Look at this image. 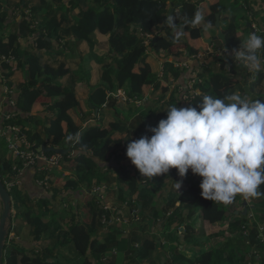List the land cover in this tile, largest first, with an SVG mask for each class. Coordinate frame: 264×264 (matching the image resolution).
I'll return each instance as SVG.
<instances>
[{
  "label": "trees",
  "instance_id": "trees-1",
  "mask_svg": "<svg viewBox=\"0 0 264 264\" xmlns=\"http://www.w3.org/2000/svg\"><path fill=\"white\" fill-rule=\"evenodd\" d=\"M198 1L0 0V68L9 72L5 75L8 78L12 66L6 63V59L13 58L21 61L26 75V80L18 85L15 107H11L8 100L5 101L6 108H14L13 117L7 120L3 117L0 126L4 130L6 126L20 128L19 135L24 136L32 150L46 147L48 143L57 148L67 146L73 151L64 156L59 155V165L70 170V179L66 177L60 190L57 185L49 189L47 184L52 185L50 180L48 183L42 182L40 188L45 191L46 196L35 199L27 194L18 178L24 163L11 159L0 145V180L10 181L9 194L14 198V224L9 235L16 230V226L22 227V237L17 240L9 238L5 246V264H143L160 247V243L150 239L146 231L149 223L157 222L159 207L156 197L168 181H172L174 190L170 191L168 202L162 204L164 217L173 210L167 220L174 218L178 222L179 228L183 230V237L171 236L170 242L176 245L175 255H168L165 260L167 263L163 264H242L246 263L247 254L254 259L256 253L263 259L264 231L261 233L259 227L264 226V196L251 198L254 202L251 210L253 219H249L248 206L245 215L240 212L233 217L229 215L227 205L202 197L199 187L202 178L199 176L187 173L181 178L177 176V169L173 168L166 175L142 177L126 156L127 144L133 137L139 139L144 135L151 136L147 130L166 118V111L170 106L196 107L202 94L216 98L238 94L250 99H261L253 96L249 83L253 81V76L255 79H263L264 71L249 72L247 67L235 63L230 52L216 58L214 65L205 68V72L186 76L189 80H197L198 93L187 90L181 95L177 91L180 87L175 82L190 71L175 68L173 63L166 60L162 63V70H157L152 56L163 54L168 57L172 54L173 49L177 48L176 31L189 29L197 15ZM12 7L20 10V19L16 16L8 17L9 12L14 13L13 10L9 11ZM215 21L216 14L210 11L205 23L214 27ZM8 23H18V26L15 31L4 35ZM237 32L236 22L231 19L224 34L226 45L232 50H238L241 46ZM196 34L197 32L191 31L193 38ZM98 36L107 39L105 53L97 49ZM19 39H32L37 44V51L43 52L50 47L56 51L52 57L60 59L53 60L54 64L57 63L55 66L42 63L40 56H28L25 53ZM147 41L148 46L145 45ZM71 46L87 49V52L80 54L77 67L81 69L73 73L74 68L70 67L73 60H66L63 49ZM185 50L190 56L193 53L190 47ZM179 51L181 52L180 49ZM85 55H88L87 59H84ZM261 55L264 59V53ZM196 67L197 65L193 70ZM69 75V86L60 85L59 81ZM170 79H173V87L166 99L164 95L170 88ZM95 80L97 81L93 83ZM78 85L90 90L86 98L88 113H83L81 108V100L76 94ZM8 87H11L10 82ZM148 89L151 96H156V100L146 98ZM116 90L123 91L125 102L121 103L112 96V92ZM42 98L43 102L49 103L46 113L52 112V117L48 124L43 125L44 132L36 131V124H30L27 129L25 124L37 119L33 108ZM130 102H142L143 106L135 118L127 121L132 118L133 112L128 109V115L125 116L122 109ZM95 110L96 118L93 116ZM110 115H113L114 120L107 118ZM104 116L105 125L100 127ZM77 132L80 133L78 141L75 138L67 140L70 135L75 137ZM14 135L18 137V134ZM44 154L48 157L54 155ZM37 169L36 166L35 170ZM45 175L46 173H36V180L42 181ZM103 180L106 183H117V203L126 201L128 205L134 203L137 207L136 214L140 215V219L130 237H124L114 227L103 225V216L109 219L110 212L103 211L92 203V199H96L92 181L99 188ZM176 182L181 183L179 190ZM104 190L114 194L107 187ZM260 191L264 192V185H261ZM86 195L90 199L86 204L90 214L88 223L81 219V208L69 205L75 198H85ZM238 197L243 200L241 196ZM66 204L68 209L61 216L57 208ZM197 215L203 224L206 244L211 245L205 248L206 251L202 250L203 247L194 237L196 230L192 219ZM128 216L133 217L130 213ZM240 216H246L249 221L246 218L239 220ZM141 223L143 226L140 227ZM220 237L224 238V246L211 243ZM243 241L246 246L249 245V251L236 254ZM228 246L236 247L237 250L232 253L222 252ZM188 247L199 250L189 253L186 252ZM113 248L116 252L105 257ZM251 248L255 250V254L249 253ZM213 249L220 253L214 255Z\"/></svg>",
  "mask_w": 264,
  "mask_h": 264
},
{
  "label": "clouds",
  "instance_id": "clouds-1",
  "mask_svg": "<svg viewBox=\"0 0 264 264\" xmlns=\"http://www.w3.org/2000/svg\"><path fill=\"white\" fill-rule=\"evenodd\" d=\"M197 20L201 17L197 14ZM264 36L252 33L232 55L254 73L264 71ZM166 118L127 144L126 156L142 177L177 169L184 178L199 176L205 200L231 205L264 196V100L238 94H202L196 107L170 106ZM80 133L74 138L78 141ZM177 188L181 183L176 182Z\"/></svg>",
  "mask_w": 264,
  "mask_h": 264
},
{
  "label": "crops",
  "instance_id": "crops-1",
  "mask_svg": "<svg viewBox=\"0 0 264 264\" xmlns=\"http://www.w3.org/2000/svg\"><path fill=\"white\" fill-rule=\"evenodd\" d=\"M196 8H198L197 14L200 15L201 19L200 20H197L196 18L193 19L195 23L192 22L191 26L189 27L187 31H184V29H180L176 31V38L178 40L177 48L173 49L172 54H170L168 57H163V58H161L160 55L158 57L152 56L153 62L155 63V66L158 71L162 70V63H164L165 60L173 63L175 68H180L181 70L184 69V71H187V72L190 71L189 73H184L183 76L177 82H175V85H177V83L179 84L180 88L177 91L180 92L181 95H183L185 91H187L189 88H190L189 91L191 92V90L195 87V85H192L191 87L190 82L193 84H196L197 82V80L196 81L189 80L190 78L186 77L188 74L189 76L190 74H193L194 76L198 74L199 72H205V68L212 67L214 65L216 58L225 56L227 54L225 52H230L231 54L233 52V51L232 52L227 51L225 49V46L218 40L212 41L211 45L207 44L206 41L212 40L217 35V30H218L215 28V26L211 27L205 23V18L209 15L210 11H212L213 13L219 16V29L222 31V33H224V30L227 28L230 20L234 19V22H236V27L238 29L236 36L241 39L240 48L243 47V45L245 44L250 34L256 33L257 35L264 36V0H205L202 2H200L199 0L198 2H196ZM8 17L13 18L15 17V15L14 13L11 14V12H9ZM16 17L20 19L19 15ZM8 24L9 26L7 27V30L4 32V35L10 33L12 28L18 26V23H8ZM172 25L174 26V24ZM176 27L177 25H175V28ZM191 31L197 32L194 38L191 36ZM97 39H98V46H97L98 51L100 50L101 53H105L106 40H107L106 37L98 36ZM18 42L21 44L22 48L24 49L25 53L28 56L32 54H36L40 56V61L42 63H45V64L48 63L50 65H53L54 59H60V58H52V56L54 55L53 53H55L56 51L51 50L50 47H47V49L43 50V52L37 51V48H36L37 44L34 43L32 39L30 40L19 39ZM63 47H65V45H63ZM188 47L193 49V53L191 54V56L189 52L185 50ZM63 49L66 53V60L70 62H72L71 60H73L72 64L70 65L71 68H74V71H72V73L77 71L78 69H81L77 67V64L80 58V54H82L83 52H87V49H85L82 46H71L70 48H63ZM179 49L181 50V52L179 51ZM72 50L76 53L75 58L68 56V53L71 52ZM87 58H88V55H85L84 59H87ZM6 63L11 65L12 69H11V75L7 78L5 77V75L8 72L0 68V111L2 112V114L13 115L12 113H13L14 108H10V109L6 108L5 101L11 100L12 102L15 103L14 100H15V96L18 91V85L22 84L23 81L26 80V75L24 73L23 67L21 66L22 64L20 60H15L13 58L7 59ZM196 65L197 67L195 68V70H193L194 66ZM216 65L218 66V63ZM92 68H94V66H92ZM249 72L251 71L249 70ZM70 77L71 75L59 81L60 85L69 86ZM252 79L253 81L249 83V86L251 87V93L253 94L254 97H261V100H264V78L259 80V78L255 79L253 76ZM3 81H5L4 84H3ZM96 81L97 80H95L93 83H95ZM9 82L11 83V89H13L12 90L13 91L12 94H14L13 98L4 97L3 86L6 84L8 87ZM168 86L170 88L167 94L172 91L173 79L169 80ZM89 91L90 90L82 87L81 85H78L76 88V94L78 98L81 100V108L84 111L83 113H88V109L86 108V98H87ZM151 91H152V88H151ZM197 91L192 90L193 93H198ZM147 95L151 96L150 89L147 90ZM151 97H156V96L152 95ZM43 100L44 99L42 98L38 103H35L34 108H33V113L35 114V116H37V119L36 120L33 119L34 121H31V122H27L25 124L27 129L30 124L31 126L33 124H36L35 126L37 128L36 130L40 131L41 128H43L46 124H48L47 122L49 121L50 117H52V112L48 114L46 113V108L49 103L43 102ZM10 106L12 107V105ZM142 106H143L142 102L140 103L139 106H137L140 111L142 109ZM13 107H15V105ZM140 111L133 108L132 109L133 114H132L131 119L135 118L138 115L137 112H140ZM93 113H94L93 114L94 117L97 116V111L96 112L94 111ZM78 114L81 116L80 112H78ZM107 117L110 121L114 120L113 115H110ZM0 123H2V121H0ZM39 126H41L40 129H38ZM5 128H7L4 131V135L6 138L0 137V145H2L1 149L6 153V155L11 157V155L6 149L5 139L9 137L14 138L16 136L14 135V133L20 136L19 135L20 128H18L19 131H15L14 130L15 127L11 128L9 126H6ZM12 132L14 133L12 134ZM60 149H70V152L72 151V149L67 146H64ZM129 162L131 163L130 160ZM36 166L38 168H44V165L41 162H37L35 166H31V167L23 166V168L19 170V174H18L19 181L23 183V187L26 188L27 194L30 197L35 198V199L40 198L42 196H46L45 191L42 188H40L39 180H36V170H35ZM54 169H55L54 172L56 173L61 172L62 175L64 176L71 174V172H69L70 170L68 171V169L62 168V164H60L57 168H54ZM79 199L82 200L81 203L83 204L80 210L81 219L84 223H88L90 221V214H89V208L86 206V204L88 201H90L89 196H86L85 198L84 197L75 198V202L78 201ZM251 201H249V199H243V200L241 199L239 201L241 203V206L239 207L237 205L233 209V211H235V215L240 212L242 213V215H244L243 210L244 208H246V206H248V208L250 209V214L248 216H251L252 215L251 210L253 209V205L251 204ZM244 202L246 204H244ZM252 219H253V215H252ZM19 238H20V235L19 237L14 238V239L17 240ZM217 239L220 240L219 243H221V241L224 240V238L222 237L216 238L212 240V244ZM24 244L25 246L30 247L26 243ZM220 245L222 246V243ZM249 253L255 254L256 252L253 249ZM246 256H247L246 263H242V264H264L263 262L264 255L262 259L263 261L261 260V257L257 255V253L254 259H251L249 254H247Z\"/></svg>",
  "mask_w": 264,
  "mask_h": 264
},
{
  "label": "rangeland",
  "instance_id": "rangeland-1",
  "mask_svg": "<svg viewBox=\"0 0 264 264\" xmlns=\"http://www.w3.org/2000/svg\"><path fill=\"white\" fill-rule=\"evenodd\" d=\"M11 10H13L14 11V15L15 16H18L19 14H20V10L19 9H17V8H10L9 9V11H11ZM28 11V10H27ZM25 12V13H28V12ZM15 29H16V27H14V28H12L11 29V31H15ZM145 45H147L148 46V41L147 42H145ZM75 55H76V53L72 50L71 52H69L68 53V56L69 57H72V58H75ZM160 57L161 58H163V57H165L163 54H161L160 55ZM52 58H54V57H52ZM55 64H57L56 62H55ZM55 64H54V62H53V65L55 66ZM65 70H68L67 68H65ZM9 73V72H8ZM194 81H196V80H194ZM5 83V81H3V84ZM197 83V82H196ZM190 84H191V87H192V85H195V87L192 89V90H194V91H197V87H196V84H193V83H191L190 82ZM171 85V84H170ZM169 85V86H170ZM168 86V87H169ZM166 87V86H165ZM171 87V86H170ZM173 87V86H172ZM249 88H250V86H249ZM168 89V88H167ZM13 89H11V87H10V89L7 87V85L5 84L4 86H3V92H4V97H11V95H12V93H13V91H12ZM188 90H190V88L188 89ZM191 90V91H192ZM167 92H168V90H167ZM159 93H160V91H158V93H157V95H159ZM112 96L113 97H115V99H117L119 102H121V103H123V102H125V100H124V94H123V91H118V90H116V91H114V92H112ZM165 96V98L166 99H168L169 98V96H170V92L167 94H165L164 95ZM151 96L150 95H147L146 96V98L148 99V100H156V97H154V98H150ZM183 97H185V96H182V98ZM11 105H12V107L15 105V103L14 102H11ZM140 105V103H131L130 102V104H127L126 105V107L124 108V109H122L123 111H125V113H124V115L125 116H127L128 114L126 113V111L128 110V109H130V110H132L133 108H135V109H137V110H139V108L137 107V106H139ZM132 108V109H131ZM97 110H95V112H96ZM2 112L0 111V121H2V120H4V118H3V116H2V114H1ZM4 115V117L6 118V119H9V118H12L13 117V115H9V114H3ZM102 115V114H101ZM100 116V115H99ZM94 118H96V116L94 117ZM108 118V117H107ZM104 119H106V116H104L103 117V119H102V123H101V125H100V127L101 126H104L105 125V121H104ZM127 119V118H126ZM130 120H132L131 118H128L127 119V121H130ZM95 122H97V121H95ZM40 127L41 126H39V128L38 129H40ZM0 128H1V130H2V132L0 131V137H2V138H4L5 137V135H4V129H3V127H1L0 126ZM7 129V128H6ZM14 130L15 131H19V129H18V127H15L14 128ZM34 130V129H33ZM35 131V130H34ZM36 131H38V130H36ZM40 131H42V132H44V129L43 128H41L40 129ZM23 137V136H22ZM6 138V137H5ZM136 138L135 137H133V140H135ZM14 140H15V138H11V137H9V138H7V139H5V145H6V149H7V151L9 152V150L8 149H10V144H12V143H14ZM22 141H24L27 145H28V147H30V149L32 150V146L31 145H29L28 143H27V141L25 140V138L23 137V139H21V140H19V143H21ZM17 145H18V143L17 142H15ZM46 147H50V145L47 143V145H46ZM25 148H26V146H24L23 145V149L25 150ZM39 149V148H38ZM41 150V149H40ZM40 150L38 151L39 153H40ZM42 151V150H41ZM13 154V153H12ZM11 154V159H18V160H20L19 159V157L18 158H16L17 156L15 155V154H13L12 155ZM33 157V156H32ZM20 161H22V162H24L23 160H20ZM32 166V165H31ZM59 166V165H58ZM58 166H56V167H44V168H38L37 170H36V173H37V175L38 174H41V173H46V175L44 176V178L42 179V181H39V184H41L42 182H47L48 183V181L50 180L51 182H52V185H50V184H47V187L49 188V189H53L56 185H57V187H58V190H60V189H62V183H63V181H65L66 180V177H68V179H70L69 177H71V175L69 174V175H62V173L60 172V173H56V172H54L55 171V169L54 168H57ZM69 171V170H68ZM70 172V171H69ZM191 174V170H189V172H188V174ZM60 175V176H59ZM112 177H115V176H113V175H111ZM177 176H178V174H177ZM178 179H179V177H178ZM17 183V182H16ZM94 183H95V181H92V184H93V187L92 188H94V189H92V191L94 192V193H96L95 195H96V199H92V203L94 204V206L95 207H100V208H102L103 209V211H109L110 212V218L109 219H107L106 220V226L107 227H114V228H116L117 230H118V232H121V234L124 236V237H130V236H132L133 235V231H135L136 230V228L135 227H137V224L139 223V219H140V215L138 214V216H137V211L138 210H136V205L133 203V204H131V205H128L127 204V202L126 201H122V203H117L116 202V192L119 190V188H118V190H117V183L115 182V183H113V181L111 182V183H109V182H107L106 183V181L105 180H103V182L101 183V185H100V187L98 188L96 185H94ZM49 185V186H48ZM47 187H46V189H47ZM106 187L109 189V190H112V191H114V194H111V192H108V193H106L105 192V190L104 189H106ZM101 188V189H100ZM178 189V188H177ZM99 190H100V193H98L99 192ZM171 190H174V188H173V183H172V181H168V182H166L164 185H163V187H162V191L159 193V195H157V197H156V203H157V207H159V215H158V218H157V222L154 224L153 222H151V223H149L148 224V229H147V231H146V235H148V237L150 238V239H152V240H156L158 243H160V247L158 246L151 254H150V256L148 257V259L147 260H145L144 261V263L143 264H163V263H167L165 260H166V258H168V255H171L172 257L175 255V252H174V250H175V247H176V245L174 244V243H171L170 241H172L171 239V236L173 235V237L175 236V235H177L178 237H180V238H182L183 237V230H182V228L180 227L179 228V224H178V222H176L175 221V219L173 218V219H168L167 220V218H169L170 216H171V214H172V212H173V210H170L169 211V213H167V215L164 217V212H163V209H162V204H164L165 205V203H167L168 202V200L170 199V191ZM175 190H176V188H175ZM179 190V189H178ZM87 195L89 194V193H86ZM86 195V196H87ZM90 195V194H89ZM135 197V196H134ZM12 198V197H11ZM241 199H239V197L237 196L236 198H235V200H234V202L231 204V205H227L226 206V208H227V210H228V212H229V215L231 214L233 217H236V215H235V211H233V209H234V207L235 206H241V203L239 202ZM253 200V199H252ZM14 198H12V206H13V204H14ZM81 199H79L78 201H72L69 205L72 207V206H74V205H76V209H80L81 208V206L83 205L82 203H81ZM249 201H251V198H249ZM251 204L253 205L254 204V202L253 201H251ZM247 207V206H246ZM12 209H13V207H12ZM68 209V204H66L65 206H59L58 208H57V210H58V212L60 213V215L61 216H64V214H65V211ZM56 210V211H57ZM247 210V209H246ZM16 211V210H15ZM12 212H13V210H12ZM249 212H250V209H249ZM128 213H130L131 215H133V217L132 218H130L129 216H128ZM134 214H135V216H134ZM250 214V213H249ZM199 215V214H198ZM195 216L192 220L194 221V228H195V230H196V233H195V235H194V237H195V240H196V242H198L199 244H200V246L201 247H203V251H206V249L205 248H207L208 246H211L210 244L209 245H207L206 243H207V241H205V239H206V237L204 236V234H203V227H202V223H201V221H200V218H199V216ZM50 215L48 214V217H49ZM246 218V216H240L239 217V220H241V219H245ZM62 219V218H61ZM249 219H252V218H249ZM47 221H49V220H47ZM246 221L248 222L249 220H247V218H246ZM175 222H176V225H175ZM14 224V223H13ZM141 225L143 226V224L141 223L140 224V227H141ZM63 227H66L65 225H63ZM16 228V230L15 231H13V233H11V235H10V238L11 239H13V238H17V237H19V235H20V231H21V229H22V227L20 226V225H18V226H16L15 227ZM23 231H25V230H23ZM264 231V230H263ZM262 233V232H261ZM25 233H23V235H24ZM180 236H179V235ZM21 237H22V233H21V235H20ZM202 236H204L205 238H202ZM121 237V236H120ZM171 238V239H170ZM101 242H103V240H101ZM220 242V240L219 239H217V240H215L214 242H213V244H217V245H220L221 243H222V245L224 246L225 244H223L224 243V240H222L221 241V243H219ZM180 243H182V241L180 240ZM211 243H212V241H211ZM219 243V244H218ZM241 244V246H239L241 249L240 250H238V251H236V254H245L249 249H248V247H249V245H245V242L243 241V242H241L240 243ZM237 245V244H236ZM205 246V247H204ZM196 249H198L199 250V248H193V247H188L187 248V250H186V252H189V253H191V252H193V251H195ZM233 250H237V248L235 247V248H233V247H231V246H228L226 249H224V250H222V252H224V253H232V251ZM251 250H253V248H251ZM181 251V250H180ZM116 252V249H111V251L108 253V256H105V257H110V255H111V253L112 254H114ZM213 252H214V255L215 254H217V253H220V251H218V250H216V249H213ZM120 257H121V254H120ZM264 260V259H263ZM264 262V261H263Z\"/></svg>",
  "mask_w": 264,
  "mask_h": 264
},
{
  "label": "water",
  "instance_id": "water-1",
  "mask_svg": "<svg viewBox=\"0 0 264 264\" xmlns=\"http://www.w3.org/2000/svg\"><path fill=\"white\" fill-rule=\"evenodd\" d=\"M202 2V0H200ZM198 13V8H197ZM193 23H195L194 20H192ZM215 28L217 30V35L212 40H207V44L211 45L212 41H220L227 51H233L226 45V37L225 34L222 33V31L219 29V16L216 15V21H215ZM41 150L44 153H54L56 155L64 156L68 153H70V149H60L57 147H45L42 146ZM6 184H10V181L3 182L0 180V264L4 263V254H5V246L7 245V242L10 238V231L13 227L12 222V199L9 194L8 189L6 188ZM139 188L141 189L142 186L140 185ZM244 204H246L244 202ZM244 215L247 213L246 208L243 210Z\"/></svg>",
  "mask_w": 264,
  "mask_h": 264
},
{
  "label": "built area",
  "instance_id": "built-area-1",
  "mask_svg": "<svg viewBox=\"0 0 264 264\" xmlns=\"http://www.w3.org/2000/svg\"><path fill=\"white\" fill-rule=\"evenodd\" d=\"M225 53H228V52H225ZM4 59V58H3ZM7 60V59H6ZM235 63L238 64V65H243V62L237 58H235ZM246 67V66H245ZM230 68L228 67V70ZM248 69V68H247ZM249 71V69H248ZM9 101V100H8ZM11 100L9 101L10 105H11ZM2 114V113H1ZM3 116V114H2ZM4 117V116H3ZM0 131L2 132L1 128H0ZM15 140H14V143L10 144V149L9 150V154L11 155L12 153L15 154L20 160H23L24 162V166L26 167H31L34 166L37 162H41L44 167H56L59 165V162H60V156L59 155H51V156H46L44 154L43 151L39 149H34V150H31L30 147H28V145L22 141L21 143H19V140L23 139L22 136H18V137H14ZM17 142L18 145L15 143ZM23 145L26 146L25 150L23 149ZM40 150V153L38 152ZM12 154V155H13ZM33 156V157H32ZM17 184H20L19 181H17ZM11 184H6V188L8 189L9 191V187H10ZM250 218H252V215L249 216ZM106 217L103 216L102 218V224L103 225H106ZM264 230V226L263 227H259V231L260 232H263Z\"/></svg>",
  "mask_w": 264,
  "mask_h": 264
}]
</instances>
